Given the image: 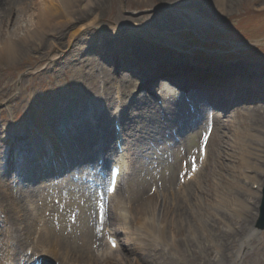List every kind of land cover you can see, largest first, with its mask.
<instances>
[{
	"label": "rangeland",
	"instance_id": "obj_1",
	"mask_svg": "<svg viewBox=\"0 0 264 264\" xmlns=\"http://www.w3.org/2000/svg\"><path fill=\"white\" fill-rule=\"evenodd\" d=\"M97 2L93 16L99 22L82 30L71 43H67L71 29L61 41L53 39L47 46L19 37V58L12 63L0 58V214L9 223L0 228V262L30 259L25 264L38 263L40 257L29 256L30 244L24 243L34 236L25 240L15 225L25 212L31 216L29 209L37 201L47 211L54 206L48 227L68 236L70 247L82 234L87 256L107 244L110 231L119 241L112 257L123 259V264L128 260L155 264L163 251L177 261L182 258L183 264L190 260L194 264H258L261 260L252 250L264 245V238L260 239L264 230L256 227L264 189V0H231L223 11L214 0ZM25 6L27 0H0V41L5 32L16 31ZM166 39L187 46L186 57H199L208 71L198 77L178 70L176 76L175 70L159 61L168 53L160 50ZM200 51L216 58L200 59ZM119 91L123 97L120 117L129 124L125 136L129 173L121 180L117 199L133 208H152V201L159 205L162 194L183 184V174L196 163L201 145L210 136L209 159L200 168L197 185L187 184L196 197L183 201V206H190L182 219L170 210L164 215L165 225H173L166 231L169 246L157 249L145 241L139 250L144 239L137 236L136 222L126 232L114 204L106 207L99 199L107 173L96 174L92 167L99 152L105 157L114 152L110 129ZM92 119L99 126H93ZM88 126L98 133L89 145L81 146L80 136L92 130ZM38 127L51 130L56 155L61 149L63 157H56L54 163L48 157L30 163L44 150ZM31 135L39 136V141L32 144ZM3 139L14 147L25 142L20 168L11 165L12 151ZM99 145L102 148L96 150ZM253 152L257 155L250 157L254 159L247 170L244 158ZM105 161L108 172L110 158ZM102 176L103 183L99 182ZM88 177L100 186L88 185ZM162 216L163 209H157L147 213L145 220L150 223ZM31 223L26 221L23 228L36 232L44 227L42 221ZM10 225L9 238H15L21 249L13 254L11 250L8 258ZM175 241L180 246L171 249Z\"/></svg>",
	"mask_w": 264,
	"mask_h": 264
},
{
	"label": "bare ground",
	"instance_id": "obj_2",
	"mask_svg": "<svg viewBox=\"0 0 264 264\" xmlns=\"http://www.w3.org/2000/svg\"><path fill=\"white\" fill-rule=\"evenodd\" d=\"M214 1L216 5L219 8H221L223 11V7L231 0H214ZM97 4H98L97 0H27V6H25L26 9L25 10H23L24 8L20 9V11L23 10L22 12L23 17H21L20 19L21 21L20 25H18V27L15 29L16 31H14V33H16L17 35L15 36L14 33L11 34L5 32L4 38L0 41V58L5 59V61L8 63H12L19 58L21 52L20 47L22 44V42L18 40L19 37L23 38L25 42L31 40L34 41L40 40L41 43H43V45L47 46L52 44L53 39H57L61 41L62 38L65 37L66 30L71 29L73 31L70 32L67 41L68 44L71 43L72 39L76 37L82 30H84L85 28L96 26V24L99 22L98 17L93 16L94 11L98 8ZM197 19L199 23L205 24V22L202 19L200 18ZM47 37H50L51 39L50 38L47 39ZM120 94H122L120 91L116 93L115 95L116 99L120 98ZM91 123H93V125L96 126L95 120L92 119ZM127 126L128 125L126 124L125 125L126 129ZM42 130H41L42 134L46 133L47 131L48 137L51 138L50 129L43 128ZM96 132L97 131H95L94 133ZM85 136H86L85 134H82L81 136V142H80L81 146H85V144L88 142L85 140ZM32 137H34L31 140L32 144L36 143V141H39L40 139L39 136H32ZM40 145L45 149V151L44 150L41 151L42 153L41 160H44L47 157L49 159L50 156L47 148L52 145L50 143L43 144L42 142L40 143ZM55 145L57 146V144ZM21 151H23V154H25L23 148H20L18 153L20 154ZM60 151L61 149L59 148V152ZM206 153H207V149L202 151L200 150L199 156L196 157L197 159H199L200 157L202 158L203 163H201V165L206 163L205 162ZM125 155L126 152L124 155L117 157L115 161V163L117 162L121 166V177L129 173V165L126 161ZM255 155L257 154L253 152L251 153V156L248 155L245 156L246 158H244V161L246 165H248L247 170L251 169L249 167V163L251 160L254 159L250 157H254ZM208 159L209 158H207V161ZM200 170H201L200 166L199 164H197V167L189 172L190 173L189 177L185 178L183 184H181L174 191H169L167 193L165 192L164 194H162V200L160 201L162 202L161 204L157 205V203H154L152 201V205H153L152 208L148 206L133 208L131 205H127L125 202L117 199L118 190L113 194L112 201L114 204L115 213L118 219L122 220L126 225L123 227L126 230V232H129L130 229L129 226H131L134 222H136V224L138 225L139 231L138 230L137 231L140 234L137 236L144 239L143 241H141L139 250L144 248L145 241L147 242V244L153 242L154 247L156 248L158 245L169 246L168 242H166L167 240L166 231L168 227L173 228V225L172 224H168L167 226L165 225L166 221L164 215H166L167 211L170 210L174 213L175 216L179 217V219H182L181 216L183 212L188 210L190 206L186 204L185 206H183L182 205L184 203L183 201L185 200L188 201L189 198L196 197L195 190L192 189L188 190L187 184L190 185V187L193 186V184H196L195 181L197 180L198 175L201 172ZM43 200H45L44 196H43ZM36 203L32 205L29 209L31 216H28L27 213L25 212L23 216L20 215L18 218L20 223H15L17 227V232L19 233L23 232V238L25 240H28L32 235L34 236L32 241L30 242L25 241L24 243L30 244L29 245L31 246L30 249H32L33 253L36 256L51 258L54 262H56L57 258L59 257L63 262V264H81L84 261L90 264H108V263L110 264L111 262H115V263L121 262L123 264L124 262L123 259L114 260V258L112 257V255L119 249V245H117L116 250L111 248L109 244L103 245L101 250L95 252L94 250H91L92 252L90 253L92 254L90 256H87L83 251L84 248L86 247V243L82 239V234L79 233L80 236L78 240L73 241L74 245L70 247L68 242V240L70 239L68 236L66 237L61 232L53 231V229H50L48 227V225H51V222H53V215H52L53 209H51L49 213H46L47 206L45 204H39V203L36 204ZM157 209L158 210L160 209V211L161 209H163V216L158 219L153 218L152 222L150 223L147 222L145 220V215L150 211L151 213L152 212L155 213ZM39 210L43 213L44 216L40 215ZM13 211H15V208L13 209ZM16 212H18L17 209ZM8 214L10 215V213ZM130 214H133L134 216V217L132 216L131 219H129ZM39 215L42 217H40ZM6 220L7 219H5L4 221L6 222ZM29 220L30 221L32 220L31 226H35L36 224H38L39 221L41 224L42 221L43 223L42 226L44 227L41 226L42 228L37 229L36 232H33L31 229L27 230L25 229V227L23 228V224ZM246 229H249V227L246 226ZM7 230L8 231L6 232V238H8L7 244L9 246L8 249L6 250V253L8 258H11V250H12V254L14 252L19 253L21 247L20 244H15L14 242L15 238H11V239L9 238L10 230L9 228ZM15 236L19 237L17 233ZM174 237H176V233H174ZM263 238H264V234L260 236V239ZM102 243L103 242H101L100 245H102ZM179 246H180V242L175 241L172 243L171 249L179 248ZM256 250L257 252H255ZM252 251H253V256H255V258L257 257V261L261 260L258 264H264V252H262L264 251V245H262L260 249H253ZM155 260H156L155 264H169L170 262L175 264H183L184 261L182 258H179V260L177 261L174 258L167 257V255L164 254V251L160 253V257H158L157 255ZM157 260H162V261L158 263ZM24 261L18 262L16 264H25ZM192 261L193 260H190L189 264H194ZM0 264L2 263L0 262ZM127 264H139V263L136 261H132V263H130L128 260Z\"/></svg>",
	"mask_w": 264,
	"mask_h": 264
},
{
	"label": "water",
	"instance_id": "obj_3",
	"mask_svg": "<svg viewBox=\"0 0 264 264\" xmlns=\"http://www.w3.org/2000/svg\"><path fill=\"white\" fill-rule=\"evenodd\" d=\"M200 35V34H199ZM198 35V36H199ZM166 44L163 46L162 49L168 51V54H170V56L175 57L176 55H178V52H182L184 51L186 48H188L187 46L184 45H177L175 43V41L173 39H166ZM203 46L207 47L208 44H206V42L202 43ZM203 48V47H202ZM205 50V49H203ZM206 52H208L207 50H205ZM201 52V51H200ZM188 54V53H187ZM201 54L207 58H214L215 56H211L209 54H205L203 52H201ZM185 56V55H184ZM190 58H193L194 56H189ZM195 58H193L194 60ZM199 62V61H198ZM194 64H199L196 62H193ZM189 66L195 68V66L191 63L189 64ZM259 228L263 229L264 228V199H263V205H262V209H261V218L259 220Z\"/></svg>",
	"mask_w": 264,
	"mask_h": 264
},
{
	"label": "snow or ice",
	"instance_id": "obj_4",
	"mask_svg": "<svg viewBox=\"0 0 264 264\" xmlns=\"http://www.w3.org/2000/svg\"><path fill=\"white\" fill-rule=\"evenodd\" d=\"M113 246L115 247V242H113Z\"/></svg>",
	"mask_w": 264,
	"mask_h": 264
}]
</instances>
